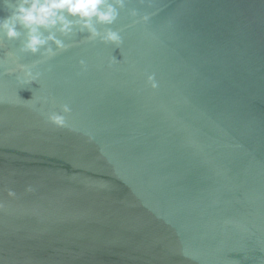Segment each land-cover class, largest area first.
<instances>
[{
  "label": "water",
  "instance_id": "95a60500",
  "mask_svg": "<svg viewBox=\"0 0 264 264\" xmlns=\"http://www.w3.org/2000/svg\"><path fill=\"white\" fill-rule=\"evenodd\" d=\"M111 27L31 85L0 70V264H264V0H126Z\"/></svg>",
  "mask_w": 264,
  "mask_h": 264
},
{
  "label": "clouds",
  "instance_id": "9594fccd",
  "mask_svg": "<svg viewBox=\"0 0 264 264\" xmlns=\"http://www.w3.org/2000/svg\"><path fill=\"white\" fill-rule=\"evenodd\" d=\"M0 7L8 13L0 17V42L20 41L17 51L6 53L5 58L0 60V70L7 62L9 73H15L16 79L24 84L38 82L44 72L42 67L67 49L68 45L62 37L88 33L87 39L92 41L99 39L103 43H122L120 34L111 26L125 10L126 0H0ZM129 14L134 18L140 15L134 9ZM149 19L148 15L142 17L144 23ZM98 25L104 28L103 32ZM23 56L39 59L25 64L21 63ZM80 66L87 71L84 60L80 61ZM152 86L156 87L154 83ZM25 102L46 123L57 129L70 128L68 118L72 115V108L68 103L60 104L59 111L52 110L49 105L54 107V102L46 94L32 96ZM88 137L89 140L94 139L91 135ZM25 191L30 193L35 188L30 184ZM8 196L15 198L16 193L9 190Z\"/></svg>",
  "mask_w": 264,
  "mask_h": 264
}]
</instances>
